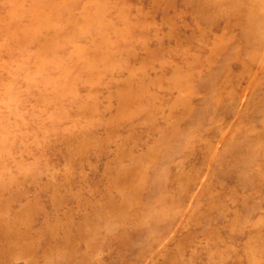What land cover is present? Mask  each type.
Wrapping results in <instances>:
<instances>
[{
	"label": "rangeland",
	"instance_id": "obj_1",
	"mask_svg": "<svg viewBox=\"0 0 264 264\" xmlns=\"http://www.w3.org/2000/svg\"><path fill=\"white\" fill-rule=\"evenodd\" d=\"M0 264H264V0H0Z\"/></svg>",
	"mask_w": 264,
	"mask_h": 264
},
{
	"label": "bare ground",
	"instance_id": "obj_2",
	"mask_svg": "<svg viewBox=\"0 0 264 264\" xmlns=\"http://www.w3.org/2000/svg\"><path fill=\"white\" fill-rule=\"evenodd\" d=\"M236 5V4H235Z\"/></svg>",
	"mask_w": 264,
	"mask_h": 264
}]
</instances>
